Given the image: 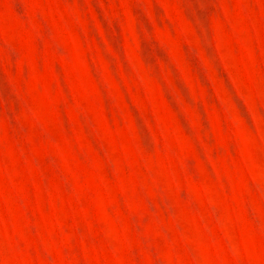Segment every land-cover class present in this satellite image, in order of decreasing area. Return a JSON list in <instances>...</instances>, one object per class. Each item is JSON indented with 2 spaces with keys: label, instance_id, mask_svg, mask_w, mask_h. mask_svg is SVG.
<instances>
[{
  "label": "rangeland",
  "instance_id": "374dc122",
  "mask_svg": "<svg viewBox=\"0 0 264 264\" xmlns=\"http://www.w3.org/2000/svg\"><path fill=\"white\" fill-rule=\"evenodd\" d=\"M0 264H264V0H0Z\"/></svg>",
  "mask_w": 264,
  "mask_h": 264
}]
</instances>
